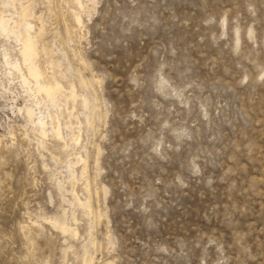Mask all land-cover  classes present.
<instances>
[{
	"label": "rangeland",
	"instance_id": "1",
	"mask_svg": "<svg viewBox=\"0 0 264 264\" xmlns=\"http://www.w3.org/2000/svg\"><path fill=\"white\" fill-rule=\"evenodd\" d=\"M9 2L62 88L0 37V264H264V0Z\"/></svg>",
	"mask_w": 264,
	"mask_h": 264
},
{
	"label": "bare ground",
	"instance_id": "2",
	"mask_svg": "<svg viewBox=\"0 0 264 264\" xmlns=\"http://www.w3.org/2000/svg\"><path fill=\"white\" fill-rule=\"evenodd\" d=\"M7 1L9 2L10 0ZM20 16L19 20L7 18L4 15L0 18V37L2 40L16 42L19 47V61L12 62L10 55L8 53L5 54V63L11 69L9 75L13 76L14 73H12V71L16 72L18 75L17 78L21 79L23 85L32 86V88H34L35 95H43L51 102H55L56 94L62 87L59 83L51 85L43 82L42 72L37 65V33L35 34L34 27L27 22L28 16L25 8H23L22 15ZM76 22L79 25L82 24L80 16H77ZM18 110L24 115L26 120L35 126L36 129L38 128L43 138H47L51 132L57 139H64L60 127L52 128L45 116L41 113L38 114V110L35 106H27L26 108H19ZM58 188L59 190H63L60 184H58ZM53 225L59 228L64 234L68 231L65 224L59 225L58 222H54Z\"/></svg>",
	"mask_w": 264,
	"mask_h": 264
}]
</instances>
